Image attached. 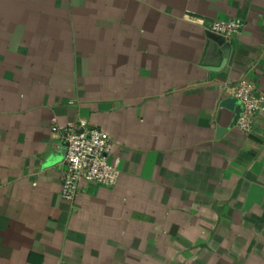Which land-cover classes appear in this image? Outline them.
I'll return each instance as SVG.
<instances>
[{
    "label": "crops",
    "instance_id": "obj_1",
    "mask_svg": "<svg viewBox=\"0 0 264 264\" xmlns=\"http://www.w3.org/2000/svg\"><path fill=\"white\" fill-rule=\"evenodd\" d=\"M242 78L264 97V0H0V264H264V102L247 134L219 105ZM67 124L119 169L71 202Z\"/></svg>",
    "mask_w": 264,
    "mask_h": 264
},
{
    "label": "built area",
    "instance_id": "obj_2",
    "mask_svg": "<svg viewBox=\"0 0 264 264\" xmlns=\"http://www.w3.org/2000/svg\"><path fill=\"white\" fill-rule=\"evenodd\" d=\"M242 24L239 20L211 23L209 30L232 37L240 32ZM230 94L239 100L242 111L234 126L243 133L252 130L256 113L262 109L264 97L255 92L253 84L242 78L230 87ZM52 132L66 142V152L61 163L62 178L60 195L67 201L76 197L80 183L102 186H113L119 176L118 160L109 156L112 143L109 135L97 128H77L72 124L63 127L53 125Z\"/></svg>",
    "mask_w": 264,
    "mask_h": 264
},
{
    "label": "water",
    "instance_id": "obj_3",
    "mask_svg": "<svg viewBox=\"0 0 264 264\" xmlns=\"http://www.w3.org/2000/svg\"><path fill=\"white\" fill-rule=\"evenodd\" d=\"M206 37L210 41L211 43L210 46L212 48L214 46L220 47L218 53H221L220 55H223V61L221 63L222 66L225 63L226 58L228 57L230 44L226 41V38H224L222 35L214 33L210 30H206ZM219 105L232 112V119L230 121L229 127L230 128L233 127L242 111V106L239 103V100L236 97L228 96L223 98L220 101ZM221 131L223 130H219V132ZM66 145H67L66 142L62 141L57 149L52 150L50 152L48 162L49 163L60 162L64 158V154L66 152Z\"/></svg>",
    "mask_w": 264,
    "mask_h": 264
}]
</instances>
